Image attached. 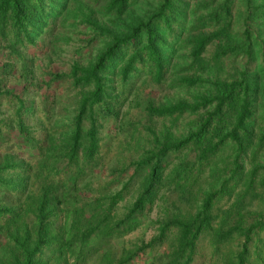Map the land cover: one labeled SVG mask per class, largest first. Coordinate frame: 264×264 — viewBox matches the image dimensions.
<instances>
[{
	"label": "trees",
	"instance_id": "obj_1",
	"mask_svg": "<svg viewBox=\"0 0 264 264\" xmlns=\"http://www.w3.org/2000/svg\"><path fill=\"white\" fill-rule=\"evenodd\" d=\"M138 1L91 0L94 6L99 5L96 8L98 13L110 17L113 25L120 28L115 33L81 11L80 2L77 3L87 24L100 34H108L109 41L87 65L74 61L70 66L69 79L72 87L78 91V108L65 138L64 167L61 171L67 175L65 180L73 184L85 169L96 163L100 149L98 130L101 120L114 113L111 107L113 97L108 85L112 80L107 76L110 69L113 70L115 83L120 85L126 84L137 71L147 73L155 83L161 82L166 73L168 55L172 50L164 39L163 32L166 29L167 37H174L170 30L177 14V0H158L157 5L145 17H135L131 14L130 7ZM238 1L244 6L241 32L233 28V6L237 0H207L205 7L203 5L204 12L195 14L187 28L188 58L192 65L203 67V55L207 47L214 43L216 59L225 54H243L247 56L246 66L232 80H210L208 94L194 96L191 103L177 101L147 107L149 114L165 117L179 116L186 112L198 113L201 110L203 112L198 114L194 131L184 137H165L154 150H147L139 158L135 169L141 170L145 175L140 191L127 212L120 218L112 219L109 206L102 208L98 204H92L91 213H79L74 219L67 216L59 230L53 231L49 228L48 220L52 205L69 203L71 194L59 195V184L42 182L38 195L29 194L23 204H0V217L14 221L31 212L35 219L34 234L26 229L9 234L14 248L6 264H68L70 258L77 264H85L87 258L94 254L98 258L96 264H127L143 248L125 247L123 237L141 225L145 207L152 204L162 190L175 193L181 202L190 207L188 210L195 208L196 212L187 218L174 216L164 221L157 238L145 247L161 242L165 232L175 228L177 235L171 243L168 264H189L198 237L204 231H207L210 242L216 246L238 236L243 240L236 253L235 264H246L253 236L264 232V198L261 200L259 213H254V222L246 226L244 214L241 213L250 203L246 201V197L256 198L259 192L264 197V174L259 172L262 166L255 164L248 170L245 169L247 154L254 152L255 119L264 121V108L258 109L256 106L255 90L258 85L251 73L253 65L249 63L248 67V62L253 61L252 26L255 18H264V0ZM54 5L59 6L55 8ZM67 5L68 0H0V39L7 43L9 55L18 59L17 48L32 44L34 33L46 25L44 21L55 16V13L62 14ZM123 15L125 19L122 18ZM6 66L7 64H3L4 68ZM22 66L25 69V62H22ZM29 77L26 74V81ZM204 81L200 76L190 75L179 77L174 84L189 87ZM10 93L11 91L2 90L0 85V98L8 97ZM18 103L17 131L20 137H25L28 128L21 115L23 102L18 99ZM259 125L261 126V122ZM263 142L264 131L259 144ZM228 145L233 149V156L223 173L219 174L211 159ZM189 146L193 147V157H185L178 165L170 166V154ZM55 164L53 168L56 167ZM56 165H61V162ZM14 167L6 161L0 164V174L7 173ZM207 168L209 174L205 180H209L210 188L206 191L198 181ZM259 173L261 174L257 178ZM0 187L9 191L16 189L11 180L2 178ZM237 187L240 190H236ZM124 195L126 194L121 190L113 199L119 200ZM224 196L229 201L234 196L233 202L226 207L217 204ZM113 239L117 240L120 247L118 254H114ZM256 241L255 255L262 250L257 247L261 238L258 237Z\"/></svg>",
	"mask_w": 264,
	"mask_h": 264
},
{
	"label": "rangeland",
	"instance_id": "obj_2",
	"mask_svg": "<svg viewBox=\"0 0 264 264\" xmlns=\"http://www.w3.org/2000/svg\"><path fill=\"white\" fill-rule=\"evenodd\" d=\"M77 3L81 11L91 15L100 25L110 28L113 33L119 32L120 28L113 25L110 17L98 13L96 8H99V5L94 6L91 0H68L67 9L62 14L55 13V16L43 20L46 25L34 33L32 44L17 48L18 59L9 55L7 43L0 39V85L2 90L11 91L10 96L0 98V164L7 161L15 166L7 173L0 174V178L11 180L16 186L15 190L10 191L0 187V204H23L29 194L38 195L42 182L59 184L57 194L65 196L69 193L71 197L67 204L61 202L52 205L48 218L49 228L56 232L64 224L65 217L74 219L79 213H91L92 204H98L102 208L109 206L112 219L122 217L137 197L145 175L141 170L135 169L139 158L145 155L147 150H154L165 137H184L194 131L198 114L202 111L170 117L155 116L149 114V105L160 106L177 101L191 103L194 96L208 94L210 80L237 78L247 63V56L243 54H225L216 59V46L212 43L203 55L205 65H192L188 58L187 28L195 14L204 12L203 5L205 7L207 0H177V14L170 30L174 37H167L166 29L163 32L164 39L172 50L168 55L167 70L163 79L155 83L147 73L137 71L126 84L120 85L115 83L113 70L110 69L107 76L112 80L108 85L113 97L111 107L114 113L101 120L98 130L100 149L96 163L85 169L83 175L73 184L65 180L67 175L61 171L64 167L65 138L78 108V91L72 87L69 79L70 66L74 61L87 65L109 41L108 34H100L87 24ZM157 3L158 0H139L130 7V12L135 17H145ZM58 6L54 5L55 8ZM243 12L244 6L237 0L233 6V28L236 31H242ZM122 18L125 19V15ZM252 29L253 61L248 62V67L253 65L251 73L258 85L255 90L256 106L262 109L264 18H255ZM22 62H25V69ZM3 64L7 66L4 68ZM26 74L30 76L28 81ZM190 75L200 76L205 81L189 87L174 84L179 77ZM18 99L23 102L21 115L28 128L25 137H20L16 126ZM253 126L254 152L247 154L245 169L258 164L262 166L259 172L264 174V142L259 144V138L264 131V121L255 119ZM193 155L192 146L173 152L170 154V166H176L185 157L192 158ZM232 156L233 149L228 145L212 157V163L218 168L219 174L223 173ZM58 162H61V165L57 166ZM206 172L198 184L207 191L210 186L205 177L209 174V168ZM121 190L126 195L115 201L114 195ZM236 190L240 188L237 187ZM258 195L256 198H245L250 201L241 211L246 226L256 220L254 213L259 211L261 200L264 198L260 192ZM233 200L234 196L230 201L224 196L217 204L226 207ZM188 208L190 207L181 202L175 193L162 190L153 203L145 207L141 225L123 237L125 247L143 248L127 264H168L171 243L177 235L175 228L167 230L161 242L145 246L157 238L164 221L174 216L187 218L196 212L195 208ZM34 227L35 219L31 212L14 221L0 217V264H6L14 248L9 234L19 229H26L30 234H34ZM258 237L261 238V243L257 247L262 250L255 255L254 244L257 243ZM242 240V237L235 236L233 240L216 246L210 242L207 231H204L198 237L189 264H235L236 253ZM116 242V239L112 240L114 254L121 251ZM87 259L85 264L98 262L95 254ZM68 264L77 263L70 258ZM246 264H264V232L253 236Z\"/></svg>",
	"mask_w": 264,
	"mask_h": 264
}]
</instances>
